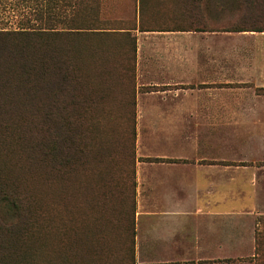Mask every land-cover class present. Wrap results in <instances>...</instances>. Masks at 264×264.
<instances>
[{
  "label": "trees",
  "instance_id": "1",
  "mask_svg": "<svg viewBox=\"0 0 264 264\" xmlns=\"http://www.w3.org/2000/svg\"><path fill=\"white\" fill-rule=\"evenodd\" d=\"M231 1L238 14L224 31L264 32V0ZM3 4L29 11L16 28L0 18V264H133L132 240L115 254L101 225L109 220L106 189L115 180L113 168L102 164L112 161V148L101 118L84 116L91 113L86 102L102 94L84 92L88 78L76 49L63 44L94 28L68 25L52 8L43 12L38 0ZM59 21L65 25L57 27ZM100 69H89V79L106 82ZM11 116L15 121L7 122ZM116 171L126 175L124 225L133 235L134 166L116 165ZM255 257L264 264V248Z\"/></svg>",
  "mask_w": 264,
  "mask_h": 264
},
{
  "label": "rangeland",
  "instance_id": "2",
  "mask_svg": "<svg viewBox=\"0 0 264 264\" xmlns=\"http://www.w3.org/2000/svg\"><path fill=\"white\" fill-rule=\"evenodd\" d=\"M38 4L45 13L48 7L52 8L49 12L57 14L59 18H66L68 25L94 28L69 37V40L67 39L63 44L76 49L75 57L82 67L83 77L85 80L88 78L84 92L93 95L102 94L93 102H86L91 113L85 114L84 117L89 119L91 114H94L101 118V129L107 135L106 139L103 138L104 142L106 145L109 143L112 148V161L106 165L102 164L106 169L113 168L115 180L106 189H110L112 194L108 207L109 220L102 221L101 225L108 234L113 252L115 254L118 251L123 252L132 240L133 264H174L175 262L148 261L147 254L143 253L146 251L143 250H146L149 239L145 231L140 228L138 220V217L139 219L146 217L149 209V206L147 209V203L150 204L151 201L148 183H142L139 187L140 163H143L142 165L146 168L153 163L152 161H155L154 163L181 161L176 158L147 156L146 150L148 140L160 141L154 138L153 121H147L149 117L147 101L154 94L160 95L167 88L163 77L166 69L162 60L165 55L163 53L166 46L165 37L169 39L177 31L187 32L182 35L187 37L189 45H192L196 54L203 55L206 59L211 53L223 55V53L237 52L251 55L260 50L259 47H264V32L224 31L223 29L235 21L238 14V9L233 8L231 0H204V2L196 0H38ZM28 11L29 9L22 10V6L13 7L3 4L0 6V18L5 21L7 28H16L19 26L21 17ZM45 16L44 14L43 17ZM70 19H72L71 22ZM63 21H59L57 27L64 26ZM160 53H163L161 55L163 57H160ZM93 67H99V69L101 67L100 70L105 72L106 82H98L95 78L89 79L93 75L91 74ZM104 67H107V70ZM14 121V116L7 120V122ZM208 128L210 133H215L216 127ZM224 128L219 127V130ZM84 129L86 130L85 127ZM198 129L197 126H189V131L193 130L189 134V140L195 139V130L199 132ZM131 132H134V135H131ZM133 137L134 147L132 146ZM218 137L220 141L229 140L226 134H220ZM211 138V134L206 137L207 140ZM221 149L226 155H221L220 158L197 155L189 156L183 162L191 168L197 164H218L221 169L226 168L224 166L227 165L247 164L251 169L253 181L257 182V193L261 195L264 182V170L261 165L264 162L258 158L248 161L234 159L228 155L227 148L221 147ZM132 164L135 181L133 235L124 225L126 213L130 207L129 191L125 186L126 175L124 172L116 171V165L124 168ZM145 168L140 172L146 178ZM234 173L235 176H240L239 173ZM209 175L212 179V174ZM213 176L223 178L229 175L226 170H221ZM25 185L21 183V186ZM153 204L152 202L150 205ZM229 209H232L230 215L225 214L221 224L231 223L230 219H234L237 229L247 230L250 225L252 243L250 242L249 251H244L246 246L244 247L241 243L243 241L241 238L240 243L235 241L236 244L241 245L240 248H236L234 253L220 254L215 261L219 264H259L256 262L255 254L257 249L264 248V245L259 244L258 238L259 232L263 229L260 220L264 218V213L257 215V212H264V199L259 198L251 209L244 206L234 209L229 207ZM249 210L253 213L250 214ZM193 211L194 206H189V217L192 216ZM240 211L242 213H239ZM243 213L245 215L241 216ZM90 214L91 211H88V216ZM112 217H117L119 221L113 220ZM192 222L194 224V220ZM195 256L194 253L188 254V260L182 264L208 261L197 260Z\"/></svg>",
  "mask_w": 264,
  "mask_h": 264
},
{
  "label": "crops",
  "instance_id": "3",
  "mask_svg": "<svg viewBox=\"0 0 264 264\" xmlns=\"http://www.w3.org/2000/svg\"><path fill=\"white\" fill-rule=\"evenodd\" d=\"M183 33L187 32L165 37V55L160 53V57L167 88L160 95L153 93L147 101V121H153L154 138L160 140H148L147 156L181 161H152L146 168L143 163L138 167L139 187L148 183L150 204L154 203H147L144 219L138 217L149 239L143 253L153 263L182 264L194 253L197 260H208L196 264H219L215 261L219 255L234 253L241 247L235 241L240 243L241 238L244 251H249L250 225L247 230L237 229L234 219L223 225L221 221L225 214L230 215L229 207L251 209L259 198L264 199V182L259 195L247 164L224 169L218 164H197L191 168L183 160L197 155L220 158L226 155L222 147L234 159L258 158L264 162V47L251 55L211 53L205 59L196 54ZM189 126L199 127L194 140H189L193 132ZM208 127H216L215 133ZM219 127L225 128L220 131ZM210 134L212 138L207 140ZM220 134L229 140L220 141ZM261 167L264 170V164ZM144 168L146 178L140 172ZM221 170L229 176H213ZM189 206H194L190 217Z\"/></svg>",
  "mask_w": 264,
  "mask_h": 264
},
{
  "label": "bare ground",
  "instance_id": "4",
  "mask_svg": "<svg viewBox=\"0 0 264 264\" xmlns=\"http://www.w3.org/2000/svg\"><path fill=\"white\" fill-rule=\"evenodd\" d=\"M52 237V236H51ZM45 239V238H44ZM43 240V239H42ZM47 240V239H46ZM79 242H80V240H79ZM42 246V245H41ZM44 246V245H43ZM42 246V247H43ZM93 247H94V245H93ZM46 248V247H45ZM52 249H54V247L52 248ZM41 251V250H40ZM43 251V250H42ZM98 252V251H97ZM90 255V254H89ZM34 256V255H33ZM94 256V255H93ZM96 256V255H95ZM19 257V256H18ZM46 257V256H45ZM20 258V257H19ZM36 258H37V256H36ZM38 259V258H37ZM45 259V258H44ZM42 260V259H41ZM38 262V261H37ZM44 262V261H43ZM54 262V261H53ZM31 263V262H30Z\"/></svg>",
  "mask_w": 264,
  "mask_h": 264
}]
</instances>
